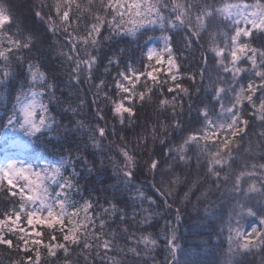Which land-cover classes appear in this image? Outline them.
Returning <instances> with one entry per match:
<instances>
[{
    "label": "snow or ice",
    "instance_id": "6c2138e0",
    "mask_svg": "<svg viewBox=\"0 0 264 264\" xmlns=\"http://www.w3.org/2000/svg\"><path fill=\"white\" fill-rule=\"evenodd\" d=\"M0 136L24 155L0 162L9 264H264V0H0ZM196 191L220 231L193 252Z\"/></svg>",
    "mask_w": 264,
    "mask_h": 264
},
{
    "label": "trees",
    "instance_id": "16d2710c",
    "mask_svg": "<svg viewBox=\"0 0 264 264\" xmlns=\"http://www.w3.org/2000/svg\"><path fill=\"white\" fill-rule=\"evenodd\" d=\"M49 2H51V0H49ZM60 80L64 81V84L62 85L63 87V94L65 97V103H71L73 105V107L76 106V104L78 103V99H77V94L74 91H69V86L67 85V78L63 75V70H61V74L58 77ZM86 87V86H85ZM88 98L91 99V93H88ZM87 108H85V112H87ZM151 109H148V113H151ZM77 118H82V117H77ZM145 116L142 115L141 119L139 121V123H143ZM152 119H155V115H152ZM161 119H163V117H161ZM65 123H67V118H65ZM137 131H139V129H137ZM129 136V139L132 140V143H135V138L133 136V134L131 132L127 133ZM251 139L255 140V137H252ZM8 145V146H7ZM247 141L244 142V147H247ZM5 151L6 149H8L7 152L12 151L13 153L15 152L17 154V156L23 155V152L21 151V149L17 146V145H9L6 144L5 147L3 148ZM0 153H2V150L0 151ZM33 157L35 156H39L40 153L38 151L33 152L32 153ZM55 162V158L53 157V155L48 154L45 155L44 159L41 162ZM255 162L251 159H249V163ZM264 162V161H262ZM239 169L234 165L233 171H238ZM77 171H83L82 167H80L79 165L77 166ZM179 171V170H178ZM192 172V175L190 177L191 180H196L197 179V175L194 169L190 170ZM111 177V170L107 169L105 171V173L102 176H96L93 175L90 177L91 180L93 181H103L104 183H108L109 182V178ZM159 179V177L157 178ZM137 180L140 181V183L143 185V188L146 192L151 193V195L159 200H162L163 197L160 195V193L155 192L151 189L150 187V180L151 178H145L144 176H138ZM164 187H167V185H165ZM207 187V186H205ZM204 189L201 188L200 191H203ZM187 191L186 187H182L179 189L178 194L180 196L183 195V192ZM200 191H196L194 195L191 196L190 201H186L183 204H178V205H174V208L176 206H179L182 209V213H183V223L180 225V235H181V239L179 241V243L186 247L189 248L191 251L193 252H197L199 251L201 248H203V242L208 240L209 235L211 234L213 236V243H219V241L215 240V233L220 231V224L219 222L212 218V222L209 223V220H205L203 219L204 213H203V208L205 207V205L211 201H216L219 197V193H216L214 195H211L209 198V201H201L199 204L197 203V196L200 195ZM122 200H126L127 199V195L125 194L122 198ZM194 205H196V207H194ZM229 207L227 203L223 204V207L220 208V211L224 214H226L229 211ZM253 217H248L246 218V221L244 222V224H250L251 220ZM157 222H159L157 224ZM163 220L160 219L159 217H157L156 219H154L152 221V224L157 226V227H163ZM147 231H156V227H151V228H147ZM226 236H227V232H223L220 235L219 240L224 241L223 244V248L226 249L227 248V242H226ZM219 249H212L211 245H209V248L207 249V252L211 253V252H218ZM79 252V249L77 250V253ZM14 252L10 251V250H5L4 248L0 247V264H9L10 259H12L14 257ZM201 255H206V253L201 252ZM157 258L162 260L163 259V253H160L158 251L157 254ZM208 259H212L211 255L207 256ZM217 259H219V256L216 257ZM73 261L74 264H83L82 258H78L77 254L73 255ZM148 264H151V261L149 260ZM256 264H259V259H256Z\"/></svg>",
    "mask_w": 264,
    "mask_h": 264
},
{
    "label": "rangeland",
    "instance_id": "374dc122",
    "mask_svg": "<svg viewBox=\"0 0 264 264\" xmlns=\"http://www.w3.org/2000/svg\"><path fill=\"white\" fill-rule=\"evenodd\" d=\"M20 135H22V134H20ZM8 144L9 145H14L11 141H9ZM5 145L6 144H5V141H4L3 136H0V151L2 150V153H0V162H3L4 161V158H5L6 155H12L13 154L12 151L7 152V151H5L3 149L5 147ZM17 158H24V156L19 155V156H17ZM39 162L40 163H44L45 161L44 162L39 161ZM244 226H245V230L246 231H250L251 227H257V226H259V220H258V218H252L250 224H244Z\"/></svg>",
    "mask_w": 264,
    "mask_h": 264
}]
</instances>
